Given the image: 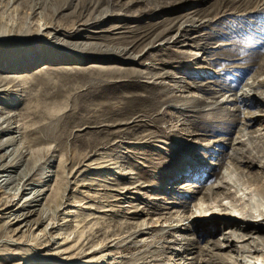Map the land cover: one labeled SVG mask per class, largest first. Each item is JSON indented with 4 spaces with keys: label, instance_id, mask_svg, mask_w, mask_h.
Segmentation results:
<instances>
[{
    "label": "bare ground",
    "instance_id": "bare-ground-1",
    "mask_svg": "<svg viewBox=\"0 0 264 264\" xmlns=\"http://www.w3.org/2000/svg\"><path fill=\"white\" fill-rule=\"evenodd\" d=\"M119 1L121 0H0V27L5 29L4 32H0V264H27L23 260V256L26 255L43 264H107L106 261L109 259L113 262L108 264H124L122 261L116 262L118 259H124V255L104 254L102 253L104 250L99 251L102 248L100 244L90 245L88 240L80 237L85 222L95 220L90 224H96L97 219L103 218L99 214L107 212L113 214L115 211L113 207L116 205L119 207L117 211L123 213L122 206H119L122 199H126V194L131 193V189L147 187L145 184L136 181L138 184L134 183L133 187L107 188L110 194L115 192L117 195H110L112 200L106 199L105 204L97 207L93 213L84 214L81 219L76 211L69 209L80 205L72 204L65 195L58 198L57 213H52L47 206L55 202L57 189L50 183L53 177L58 176L49 170L54 164V158L49 156L37 158L19 190L14 191L17 173L23 166L28 165L30 151L26 150L29 148L26 145L27 134L39 128L41 134L39 133L37 139L43 138L54 142L53 138L67 133H70L71 139L77 138L78 134L76 135L75 131L59 128L57 123L54 124L55 120L75 113L71 101H77L83 93L98 87L100 83H90L84 88L79 85L80 82L73 83L56 76L57 80H54L48 76L53 73L61 75L106 73L113 74L116 83L126 81L122 76L126 74H137L141 79L144 72L136 69V66L143 65L141 55L145 50L155 48L157 46L155 44L159 42L160 46L179 43L177 36L181 32L196 31L213 21V18H207L208 15L207 20L205 17L203 20L196 15L191 17L185 15L187 17L185 20L160 33L146 31L141 32L138 37L126 39L121 37L122 39H118L123 42L118 44L91 41L98 40L101 37L100 33L107 32L97 29L112 18H118L125 23L128 20L141 19L152 11L156 12L173 4L163 0L156 7L133 14L132 6L147 0H131L123 6L119 5ZM187 1L191 0H182L180 3ZM115 6H120L119 11L114 10ZM244 7L234 12L221 6L217 13V16H235L234 22L217 33L233 38L232 43L227 44L231 49L229 51L234 53L232 51L234 50L242 56L240 59L249 62L243 70L249 73V76L241 78L243 86L240 92L236 93L234 87L224 88L219 81L213 82V86L219 88V91H215L208 84L174 80L176 77L169 82L166 81V75L160 73L143 77L148 85L165 86L159 92L162 108L155 116L161 115L162 110L163 112L174 110L175 116L177 113L186 115L177 119L179 124H184L183 121L202 112L210 117L213 125H225L217 127L219 128L217 131L227 139L209 140L204 144L197 140L186 149L205 148L204 151L218 153L217 163L205 161L200 164L199 160L193 161L181 156V149L172 146L170 154L174 155L172 158L175 159V163L161 176V183L158 184L165 185L153 188L163 189L171 194L180 193L181 190V194L191 197L194 203L192 211L188 213V209L185 212L175 209L174 206L178 204L166 201L165 198H161L163 199L161 205L151 207L152 204H146L147 209L139 208L138 205L130 206V209L123 213L128 216L123 217L121 223L131 224V221H137L142 214L156 215L159 222L156 232L144 221L134 223L135 227L127 232L125 240L118 247L135 248L139 254L155 247L153 253L159 251L161 259L170 253L185 256L182 260L178 259L181 260L178 264H186L184 260H189L188 264H264V43L257 41V35L264 31V25L257 24L255 28H251V32L246 31L247 27L255 25L254 17L264 15V0H258L253 5L248 3ZM12 8L13 13L9 12ZM60 19L67 22L63 23ZM123 27L118 26L116 29ZM175 27L178 33L170 37ZM141 45H144L141 54L134 55L133 51ZM206 46L207 43H193L187 47L205 51ZM183 52L180 51L182 54L187 53ZM191 54L197 56L195 59H199L200 53ZM92 60L99 62L87 65ZM114 60L122 66L104 64ZM57 63H75L78 66L52 67ZM84 65L86 68H83ZM233 67L241 69L239 66ZM41 78L43 80L36 89V83ZM127 80L135 82L133 79ZM207 83L212 84L208 81ZM191 88L200 89L203 93L209 90L215 96L212 99H207L204 95L200 98L190 93ZM224 90L230 92V95H224L222 99L216 100L223 95L220 93ZM223 104L229 105L232 113L237 111L243 115V120L236 126V131H231L235 124L233 119L214 116L213 112ZM34 118H37V121L33 122ZM74 119L77 121L76 126H81L89 120L87 116ZM147 120L151 122L154 118L141 120V116H137L132 122H125L119 126L147 123ZM257 123L259 127L253 129ZM157 139V136H151L147 141H159ZM225 147L230 150L227 154L222 150ZM53 149L55 146L48 147V150ZM208 154L200 159L210 158L211 155ZM201 155L203 154H199ZM89 157V154H83L81 158L86 162ZM114 163L116 162L106 164L102 168L111 169L109 165ZM215 167L222 169L214 173V179L210 178L211 173L206 175L205 172L202 175L207 168L214 170ZM188 178L190 179L187 182L179 186H168ZM191 180L194 182L204 180L206 183L195 184ZM88 185L82 182L78 186L89 187ZM24 195L28 196L24 198ZM189 197L179 205L187 208ZM39 206L40 210L37 209ZM63 209L68 210L63 213V218L58 219V213ZM33 226L36 228L44 226L43 233L34 234ZM198 230L209 237L218 234H221V237L215 242L206 241L202 239L203 236L196 235ZM55 231L59 233L54 236L52 233ZM186 231H194L195 235L190 238L178 235L179 238L175 241L171 239L175 233ZM27 232L29 234L25 235ZM143 235L152 237L149 240H138ZM109 243L113 241L110 240ZM114 245L115 243L112 244ZM39 246L46 252L41 255L36 253L42 249ZM23 247H27L32 254H28V250ZM202 250L206 252V257L196 260L195 256Z\"/></svg>",
    "mask_w": 264,
    "mask_h": 264
},
{
    "label": "rangeland",
    "instance_id": "rangeland-1",
    "mask_svg": "<svg viewBox=\"0 0 264 264\" xmlns=\"http://www.w3.org/2000/svg\"><path fill=\"white\" fill-rule=\"evenodd\" d=\"M130 1L131 0H121L119 1V5L123 6ZM180 1L182 0H168V3H173L171 6L162 8L156 12L152 11L147 14V16L138 20H128L125 23H122L118 18H112L97 29V31L107 30V32L100 33L101 37L98 40L91 41L105 42V44L117 42L118 44L123 42L118 38L124 37L126 39L128 37H138L141 32L146 31L155 34L160 33L166 28L183 21V19L185 20V18L191 17L192 15H196L199 19L203 18V20L213 18L212 22L203 25L196 31L181 32V34L177 36L179 43L169 45L164 44L160 46L159 42L155 44L157 45L155 48L145 50L141 55V63L143 65L136 66V69H140L144 72L142 78L160 73L166 75V81L169 82L173 80V77H176L177 79L174 80L188 83L196 82L200 84H208L212 86L215 91H219V88L213 86V82L219 81L224 88L228 89V86H230L234 87L236 93L240 92L241 87L243 86L242 81H240L241 78H247L249 76V73L243 71L244 66L248 65L249 62H244L240 59L242 56L234 50H232L234 53L229 51L231 49L227 44H231L234 40L233 38L226 37L225 35L221 36L217 33L227 28L229 23L234 22L235 16L223 17L222 15L217 16V13L220 11L221 6L224 9H231L234 12H238L248 3L253 5L254 2H257L258 0H241V2L240 0H191L187 1V3H180ZM232 1L235 2L233 3ZM161 2H163V0H147L145 2H139L132 6L131 11L135 14V12L138 13L143 9L156 7V5H159ZM119 7L120 6H115L114 10L119 11ZM13 10L14 9L12 8L9 12L13 13ZM254 19H256V21L253 20L255 25L247 27V33L251 32V28H255L257 24L264 25V15L259 17L256 16ZM60 21L63 23L67 22L63 19H60ZM118 26L124 27L122 29H116ZM4 31L5 29L1 28L0 32ZM176 33H178V31L175 27L171 32L170 37L177 35ZM257 38L258 42L264 43V31L258 34ZM162 43L163 42H161V44ZM193 43H207L206 50L199 51L195 50L193 47H187L188 44L193 45ZM144 45L137 47V49L133 51V54H141ZM180 51L187 52L183 53L188 55H184L180 53ZM190 52L195 54L200 53L198 57L199 59H195L197 56ZM217 57H219V59L216 60ZM114 61L104 64L110 66H122L120 63H116V60ZM96 62L99 61L92 60L91 62H88L87 65ZM64 65L78 66L75 63H57L56 65H52V67L58 68V66ZM233 66H239L241 69H235ZM83 68H86V66L84 65ZM133 68H135V66ZM112 75L106 73H103V75L96 73H80L72 75L53 73L51 76H48L54 78V80H57L56 77H61L63 80L71 81L73 83L77 81L80 82L81 84L79 83V85L84 88L90 83H100L98 87H95L96 89L93 88L89 92L83 93L77 101H71V105L75 107V113L69 114L61 120H55L54 124L57 123L56 125L59 128H66L69 131H75L74 133L76 135L78 134L77 138L71 139L69 136L70 133H67L64 136H57L56 139L53 138L55 140L54 142L51 140L46 141L43 138L37 139L38 135L41 134L39 128L27 134L26 145L29 146V148H26V150L30 151L27 160L28 165L23 166L17 173V184L14 191L19 190L24 179H26L33 169V163H36L37 158L52 156V158H54V164L51 167L52 169L49 170L55 172L56 176H58L56 178L53 177L50 183L54 189H57V192L55 193V196L57 197L54 202L55 204L52 203L53 205L51 204L50 206H47L52 213H57L56 207L59 202L58 198L65 195L72 204L80 205V207H76L77 209L75 207H70L69 209L76 211L77 216L80 215L79 217L81 219L85 216L84 214L95 212L94 210H97V207L99 208L106 203V199L112 200L110 195H117L115 192H111L110 194V191H108L107 188L119 189V187H133L135 186L134 183L145 184L147 187L143 189H131V193L126 194V199H122L119 203V206H122L123 213L133 205H138L139 208L144 209L148 208L145 206L146 204H152L151 207L161 205L163 204L161 203L163 200L161 198H165L166 201H172L178 204L174 206L175 209H179L183 212L188 209V213L191 212L194 203H192L193 201H191V197L187 194H181V190L180 193L171 194L169 191L165 192L163 189L153 187L165 185L163 183H158H161V176L165 174L167 170H170L171 166L175 163V159L172 158L174 155L170 154V151H172L173 148L172 146H177L181 149V156H186L193 161L199 160L200 164H203L205 161H215L217 163L218 161L216 158L219 159L218 153L215 154L209 151H204L205 148H196L195 150H193V148L186 149L190 144L192 145L193 142L197 140H201L203 144L209 142V140H226L227 137L217 131V129H219L217 127H224L225 125H213L214 123L210 120V117L202 112L187 121H183L184 124H179L177 119L184 118L186 115H181L184 113H177L175 116L173 114L176 113L174 110H165L167 112H163L162 110L161 115L155 116L162 108L159 99V92L160 89L165 86L159 87L156 85H148L144 81L145 78H141V80L137 74L122 75L124 76L123 79H126V81L116 83V79ZM128 78L135 80V82L128 81ZM39 80L36 83V89L39 88L40 82L43 78ZM207 81L212 82V84L207 83ZM190 93L197 97L199 96L200 98L204 95L207 99H212L215 96L212 91L208 90L206 93H203L200 89L193 88L190 89ZM220 94L223 95L219 96L216 100L222 99L224 95L229 96L230 92L224 90ZM229 107V105L223 104L213 113L214 116L217 117L223 116L227 119H233L235 124L231 127V131H236V126L240 125L241 120H243V115L241 112L237 111L232 113V111L229 110ZM82 116H87L88 119L90 116L91 118L84 124H81V126H76L77 121L74 118ZM137 116H141V120H145L148 117H153L154 120L151 122L147 120V123L143 122L119 126V124L125 122H132V119ZM35 121H37V118H34L33 122ZM117 124L118 126H116ZM103 125L106 126L104 127ZM258 127L259 123H257L253 129ZM78 129L83 131H76ZM151 136H157V140L159 141H147ZM50 146H55V149L48 150V147ZM222 150H225V154L230 151L227 147ZM208 153H210L212 157L210 156L208 159H200V157ZM83 154L90 155L86 162L81 158ZM199 154L203 155L199 156ZM172 161L174 162L172 163ZM111 162H116L109 165L111 169L102 168ZM210 168H207L208 170L202 172V175L205 174V172L206 175L211 173L210 178L212 179H214V173H218L222 169V167L219 169L215 167L214 170H211ZM34 179H37V177H34ZM189 179L190 178L182 179L179 182L174 184L171 183L168 186H179L187 182ZM82 182L88 183L89 187L78 186ZM197 182L200 184L206 183L204 180L196 181L194 183L197 184ZM27 192L29 193V191ZM28 195H24L23 197L25 198ZM185 196L190 198V200H188L187 208L183 205H179V203L187 200V197ZM113 202L114 204L116 203V201ZM113 202H111L112 205ZM164 206L168 207L170 205ZM84 207L86 209H82ZM37 209L40 210V206L37 207ZM118 209L119 207H117V205L113 207V210H115L113 213L114 215L112 212L99 214L102 215L103 218L97 219L96 224H90L95 220L85 222L84 231L80 238L88 240L90 245L100 244L102 248L99 249V251L104 250V252H102L104 254L109 253L113 254V256H118L119 254L124 255V259H118L116 261H122L124 264H139L141 262H145L146 264H178L184 259L185 256L177 255L175 253L167 254L166 258L164 256L161 259V257H159V251L153 253L155 247L146 249L143 254H139L135 248L128 249L127 247H118L125 240L127 232L135 227L134 223L144 221L151 226V230L155 231L157 223L159 222L158 216L156 215L147 216L142 214L137 221H131V224L125 225L121 222L123 221V217L128 215L118 212ZM67 210L63 209L60 211L58 213V219L63 218V213ZM35 217H37V215ZM34 227L35 226H33V228ZM43 229L44 226L35 227L33 232L34 234H41L43 233ZM57 233L59 232L55 231L52 234L55 236ZM26 234H29V232L25 233V235ZM201 234L202 232L199 230L196 232L197 236H203L202 239H206V241L211 240L212 242L217 241L218 237H221V234L214 237H209L207 234ZM178 235L190 238L195 234L194 231L177 232L171 239L175 241L179 238ZM151 237L152 235H143L139 237L138 240H149ZM110 240H112L113 243H109ZM114 243L115 245L112 246ZM35 247H37V245ZM39 248L42 249L37 250L36 253L41 255L46 252L43 247L39 246ZM23 249L28 250L27 247H23ZM27 253L32 254L30 250H28ZM23 257V260L27 264H43L32 259L30 255ZM205 257L206 252H203V250L200 254L195 256L196 260ZM112 262L113 261L110 259L106 261L107 264ZM183 262L188 264L189 260H184ZM52 263H56V261H52Z\"/></svg>",
    "mask_w": 264,
    "mask_h": 264
}]
</instances>
